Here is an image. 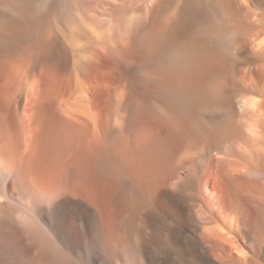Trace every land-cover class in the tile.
<instances>
[{
    "label": "bare ground",
    "instance_id": "1",
    "mask_svg": "<svg viewBox=\"0 0 264 264\" xmlns=\"http://www.w3.org/2000/svg\"><path fill=\"white\" fill-rule=\"evenodd\" d=\"M262 257L264 0H0V264Z\"/></svg>",
    "mask_w": 264,
    "mask_h": 264
},
{
    "label": "rangeland",
    "instance_id": "2",
    "mask_svg": "<svg viewBox=\"0 0 264 264\" xmlns=\"http://www.w3.org/2000/svg\"><path fill=\"white\" fill-rule=\"evenodd\" d=\"M235 254V253H234ZM263 259V260H262ZM261 260V261H260ZM255 264H264V257L260 258Z\"/></svg>",
    "mask_w": 264,
    "mask_h": 264
}]
</instances>
